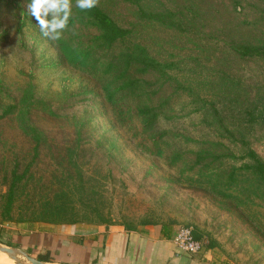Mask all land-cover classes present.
I'll list each match as a JSON object with an SVG mask.
<instances>
[{
	"label": "rangeland",
	"instance_id": "1",
	"mask_svg": "<svg viewBox=\"0 0 264 264\" xmlns=\"http://www.w3.org/2000/svg\"><path fill=\"white\" fill-rule=\"evenodd\" d=\"M29 2L0 0V114L11 105L16 112L32 107L31 121L47 134L86 143L76 152L77 167L65 171L70 178H50L54 163L45 172V194L54 184L45 201L57 209L48 218L136 229L149 220L187 225L202 233L204 248L213 244L225 264H264V183L244 168L249 149L264 161V56L235 49L264 43V0H99L131 29L133 42L167 64L166 74L145 73L151 83L142 82L140 101L116 103L97 76L66 58L61 40L87 44L100 34L82 22L76 0L73 22L58 41L42 36ZM138 103L165 105L163 154L144 149L154 137L133 132L142 129L139 119L131 124L129 114L120 115L124 105L135 109ZM81 123L83 132L75 135ZM4 128L7 138L23 140L17 127ZM203 146L211 155L198 162ZM176 152L182 157L174 160ZM207 163L222 172L218 188L233 196L197 182ZM46 227L0 222V242L32 252L18 240ZM0 264L10 263L0 256Z\"/></svg>",
	"mask_w": 264,
	"mask_h": 264
},
{
	"label": "trees",
	"instance_id": "2",
	"mask_svg": "<svg viewBox=\"0 0 264 264\" xmlns=\"http://www.w3.org/2000/svg\"><path fill=\"white\" fill-rule=\"evenodd\" d=\"M78 11L83 19L82 22L87 19L93 23L100 34L87 44L71 45L70 41L61 40L69 63L97 76L103 82L104 91L109 101L116 103L128 99L132 101L136 98L140 101L145 96L142 82L151 83L150 80L144 79L145 73L153 74L154 71L161 70L166 74L167 64L160 63L149 54L144 46L133 42L131 29L120 26L99 5L90 10L78 8ZM72 22L73 20L70 19L69 24ZM235 49L243 56H264V43L237 46ZM164 106L138 103L135 109L131 105H124L119 111L120 115L129 114L127 121L131 124L136 118L140 120L141 131L135 130L133 132L154 137L152 147H144V149L150 150L156 155L163 154L166 145V143L162 145V138L167 133V129L159 131V128L164 125ZM31 109L32 107H27L16 112V106L11 105L0 114V222L75 224L77 222L70 219L57 221L48 218L51 212L57 211L56 208L54 210L51 208L52 203L45 201L47 196H52L51 190H53L54 184L49 182L46 185L45 194L44 183L42 182L45 179V172L53 167V163L55 168L50 172V178H70V174L65 171L68 168L77 167L76 152L81 150L86 143H81L78 138L77 141H73L70 136L47 134L44 129L31 121ZM42 110H46L52 115L55 114L46 105L42 106ZM5 124L9 125L10 129L16 130L17 127L23 140L16 141L7 138L5 135L8 134V131L4 128ZM84 126L85 123H81V128H77L75 135L82 133L83 131L80 129ZM229 132L233 135L231 130ZM222 148H224V144ZM210 151L209 147L204 146L198 149V162L206 158L205 154L211 155ZM202 155H204L203 158H201ZM245 156H247L248 162L244 168L249 169L264 183V161L252 149L247 150ZM181 157L182 153L176 152L173 159L177 160ZM203 168L206 170L201 169L197 173L199 178L197 182L206 184L209 189L226 197L233 196L232 193L218 188L222 183V172L217 171L218 168L215 167V163H207ZM232 178L233 174L229 180L231 181ZM224 184L227 185V183ZM60 195V193H56V196ZM27 215L30 217H26ZM87 222L95 221L91 219ZM171 223L164 224L165 232L171 227ZM147 224L156 223L153 220L142 223V225ZM127 229L134 230L136 228L128 226ZM193 236L202 242L203 236L198 229H193ZM38 258L42 260L51 259L49 254H41Z\"/></svg>",
	"mask_w": 264,
	"mask_h": 264
},
{
	"label": "crops",
	"instance_id": "3",
	"mask_svg": "<svg viewBox=\"0 0 264 264\" xmlns=\"http://www.w3.org/2000/svg\"><path fill=\"white\" fill-rule=\"evenodd\" d=\"M31 230V236L18 241L38 257L49 254V261L69 264H225L211 248L200 253L178 251L173 237L179 226L141 225L134 230L124 225L49 224ZM181 226V225H180ZM20 238V237H19ZM22 248V247H21ZM64 264V263H62Z\"/></svg>",
	"mask_w": 264,
	"mask_h": 264
},
{
	"label": "clouds",
	"instance_id": "4",
	"mask_svg": "<svg viewBox=\"0 0 264 264\" xmlns=\"http://www.w3.org/2000/svg\"><path fill=\"white\" fill-rule=\"evenodd\" d=\"M98 4L99 0H76L75 6L90 10ZM72 7V0H30L27 11L35 19L42 36L58 41L68 27Z\"/></svg>",
	"mask_w": 264,
	"mask_h": 264
},
{
	"label": "water",
	"instance_id": "5",
	"mask_svg": "<svg viewBox=\"0 0 264 264\" xmlns=\"http://www.w3.org/2000/svg\"><path fill=\"white\" fill-rule=\"evenodd\" d=\"M0 253L5 254L13 264H69L66 262L42 260L19 246L3 242H0Z\"/></svg>",
	"mask_w": 264,
	"mask_h": 264
},
{
	"label": "built area",
	"instance_id": "6",
	"mask_svg": "<svg viewBox=\"0 0 264 264\" xmlns=\"http://www.w3.org/2000/svg\"><path fill=\"white\" fill-rule=\"evenodd\" d=\"M174 243L180 252L190 254L200 253L203 249V242L198 241L193 236V228L187 225H181L173 237Z\"/></svg>",
	"mask_w": 264,
	"mask_h": 264
},
{
	"label": "bare ground",
	"instance_id": "7",
	"mask_svg": "<svg viewBox=\"0 0 264 264\" xmlns=\"http://www.w3.org/2000/svg\"><path fill=\"white\" fill-rule=\"evenodd\" d=\"M0 256L3 257L7 262H9L11 264L12 261L5 254L0 253Z\"/></svg>",
	"mask_w": 264,
	"mask_h": 264
}]
</instances>
